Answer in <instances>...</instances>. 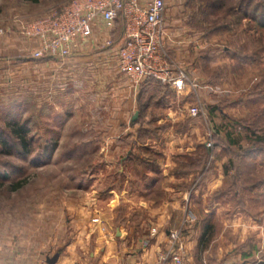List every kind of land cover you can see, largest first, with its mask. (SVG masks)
<instances>
[{
	"label": "rangeland",
	"instance_id": "obj_1",
	"mask_svg": "<svg viewBox=\"0 0 264 264\" xmlns=\"http://www.w3.org/2000/svg\"><path fill=\"white\" fill-rule=\"evenodd\" d=\"M67 1L33 4L0 0V28L18 33V18L54 12ZM206 1L218 5L203 20L189 23L195 32V48L200 49L202 68L197 74L203 85L201 93L190 97V103L198 96L200 101L195 99L194 103L203 105L200 131L206 132V124L212 126L211 131L228 130L238 143L233 150L238 157L232 158L221 189L238 194L247 209L235 216L221 215L222 220L235 218L245 226H224L207 234L197 260L224 264L227 254L243 247L251 253L256 245L242 246L251 242L258 245L250 262L264 263V29L242 19V0ZM4 37L0 36L3 46ZM106 39L102 38L96 49H108ZM89 40L77 49L86 48ZM26 42L28 51L34 48L33 41ZM49 61L53 59L37 60ZM34 62L27 53L28 67L22 81V76L19 79L0 59V176L5 177L0 178V254L7 253L11 264H46V257L65 256L64 245L77 234L71 224L77 215L68 207L72 202L81 203L83 192L105 185L99 171L104 175L106 167L100 165L98 149L84 144L89 136L84 134L89 125L88 105L83 103L86 95H76L72 86L59 92L57 84L67 83L69 77L59 81L62 77L53 66H35ZM75 98L78 107L73 104ZM9 128L17 132V138ZM208 136L203 135L202 141ZM248 149L249 158L242 154ZM111 173L114 168H110ZM127 173L137 174L131 167ZM16 185L20 186L14 190ZM222 204L230 211L237 199L229 198Z\"/></svg>",
	"mask_w": 264,
	"mask_h": 264
},
{
	"label": "crops",
	"instance_id": "obj_2",
	"mask_svg": "<svg viewBox=\"0 0 264 264\" xmlns=\"http://www.w3.org/2000/svg\"><path fill=\"white\" fill-rule=\"evenodd\" d=\"M164 3L166 52L191 78L181 93L158 88L155 83L132 85L119 73L113 49H96L101 39L108 36L99 23L86 48L73 49L70 57L47 63L34 59L35 66H53L59 72L56 75L62 77L59 81L69 77L65 79L67 83L57 84L59 92L72 86L76 95H86L83 103L88 105L89 125L84 134L89 136L84 144L88 149H98L100 165L106 167L104 175L99 171L105 185H99L97 191L83 192L82 202H72L68 207L77 215L71 223L77 234L64 245L65 256H59L56 264H153L167 238V232H162L179 228L186 215L194 218L186 225L184 234L191 264H206L205 260H197V246L207 219L212 232L224 226H245L235 218L231 221L221 217L239 215L247 209L238 194L221 189L228 175L225 166L230 160L225 131H211L212 126L206 124L203 133L202 116L187 115L188 108L199 100L197 96L190 103V97L203 90L197 74L202 68L200 49L195 48V32L189 23L209 15L207 2L164 0ZM121 37L118 30L110 34L113 42H120ZM1 42L6 43L0 45L3 65L25 80L26 39L19 32H9ZM74 100L78 107L77 99ZM143 102L145 107H141ZM216 132L222 144L210 153L204 146L207 138L202 141V137L211 134L213 140ZM234 148L231 146V150ZM128 167L137 174L127 173ZM110 168H114L111 175ZM229 198L237 199L230 211L222 204ZM151 228L161 233L151 238ZM256 246L251 253L243 247L222 260L224 264H252ZM0 264H11L7 253L0 254Z\"/></svg>",
	"mask_w": 264,
	"mask_h": 264
},
{
	"label": "built area",
	"instance_id": "obj_3",
	"mask_svg": "<svg viewBox=\"0 0 264 264\" xmlns=\"http://www.w3.org/2000/svg\"><path fill=\"white\" fill-rule=\"evenodd\" d=\"M165 8L164 0H68L54 12L18 18L17 30L35 44L28 51L30 58L65 59L71 56L73 49L82 47L81 43L91 38L99 23L108 33L105 47L113 49L119 73L132 85L153 79L181 93L191 82L186 71L175 65L166 52ZM119 20L122 37L120 42H113L110 34ZM8 33V29L0 28V36ZM187 115L203 117L202 103H194ZM212 144L208 136L205 148L210 149ZM193 221L192 216L186 215L179 228L162 232H167V238L153 264H191L184 234L186 225ZM159 233L158 229L151 228L149 235L155 238Z\"/></svg>",
	"mask_w": 264,
	"mask_h": 264
},
{
	"label": "trees",
	"instance_id": "obj_4",
	"mask_svg": "<svg viewBox=\"0 0 264 264\" xmlns=\"http://www.w3.org/2000/svg\"><path fill=\"white\" fill-rule=\"evenodd\" d=\"M33 4H36L39 2V0H24ZM207 2V1H206ZM218 5V3H211L210 1L207 2V6H208V12H212L211 9L213 7H216ZM240 7V11H242V19L244 20H248L250 22H255L257 24V26L261 29H264V0H242L239 4ZM210 10V11H209ZM251 15V16H250ZM119 32H122V26L120 23V20L117 22L116 24V29ZM115 42V41H114ZM146 84H150V83H155L158 88H167L166 86L158 83L157 81L153 80V79H146L144 81ZM144 102L142 103L141 107H145ZM10 134L12 136H16V131L13 129H10ZM218 132H216L214 134L213 137V141H212V147L210 148V153H213L216 149L217 146H220L222 144V142L217 138L218 137ZM20 139H17L18 143H19ZM21 142V141H20ZM22 143V142H21ZM19 143V144H21ZM225 143L227 144V148H228V154L230 156V160L228 161V163L225 166V174L228 172V167L230 162L232 161V158H236L238 156H235V153L233 150H231V146H237L238 143L235 141V139H233V136L231 135L230 131H225ZM242 154H244V157L249 158L250 156V151H243ZM241 153L239 155H242ZM0 178L5 179L4 176H0ZM20 185H16V187H13L14 190H16L17 188H19ZM2 187L1 183H0V188ZM209 221V219H207ZM208 221H206V224L204 225L202 234L200 236L199 242H198V246L197 249L199 251V247L200 244L203 240V238L207 235V234H211L212 230H211V226L209 225Z\"/></svg>",
	"mask_w": 264,
	"mask_h": 264
},
{
	"label": "water",
	"instance_id": "obj_5",
	"mask_svg": "<svg viewBox=\"0 0 264 264\" xmlns=\"http://www.w3.org/2000/svg\"><path fill=\"white\" fill-rule=\"evenodd\" d=\"M58 258H59V254H55L52 257L46 259V264H56ZM260 264H264V263H260Z\"/></svg>",
	"mask_w": 264,
	"mask_h": 264
}]
</instances>
